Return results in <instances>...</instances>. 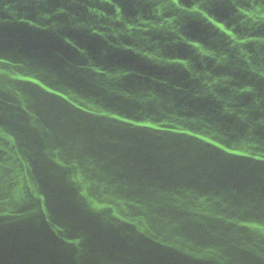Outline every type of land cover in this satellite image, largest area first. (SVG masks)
<instances>
[{"label":"water","instance_id":"95a60500","mask_svg":"<svg viewBox=\"0 0 264 264\" xmlns=\"http://www.w3.org/2000/svg\"><path fill=\"white\" fill-rule=\"evenodd\" d=\"M0 264H264V0H0Z\"/></svg>","mask_w":264,"mask_h":264}]
</instances>
